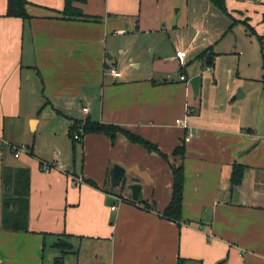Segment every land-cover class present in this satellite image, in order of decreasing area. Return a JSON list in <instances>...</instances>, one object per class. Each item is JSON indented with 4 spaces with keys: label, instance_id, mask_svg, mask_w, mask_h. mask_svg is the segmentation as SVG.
I'll return each instance as SVG.
<instances>
[{
    "label": "crops",
    "instance_id": "obj_1",
    "mask_svg": "<svg viewBox=\"0 0 264 264\" xmlns=\"http://www.w3.org/2000/svg\"><path fill=\"white\" fill-rule=\"evenodd\" d=\"M225 2L229 15L209 0H75L71 8L83 16L61 18L64 0H27L31 18L22 20L4 16L0 0V264H47L54 234L70 235L76 251L64 264H264V107L257 111L264 84L251 103L240 66V21L264 35V0ZM178 49L186 51L182 62ZM205 50L212 66L198 57ZM198 74L194 95L189 79ZM86 116L141 135L168 159L121 134L111 141L88 133L77 167L68 129ZM176 119L194 135L185 139ZM182 144L183 158L172 155ZM10 145L25 149L15 157ZM57 162L62 169H42ZM234 163L246 170L231 187ZM179 164L176 222L161 212L171 198V165ZM114 165L125 171L115 192ZM22 166L30 172L28 231L1 222L2 169ZM133 183L150 208L123 201L111 210L107 198L119 191L132 199Z\"/></svg>",
    "mask_w": 264,
    "mask_h": 264
},
{
    "label": "trees",
    "instance_id": "obj_2",
    "mask_svg": "<svg viewBox=\"0 0 264 264\" xmlns=\"http://www.w3.org/2000/svg\"><path fill=\"white\" fill-rule=\"evenodd\" d=\"M65 5L62 11H57L61 13L62 17H82L83 14L80 11L73 10L71 8V4L75 0H64ZM213 6L219 9L224 14L229 15L226 7V0H209ZM26 4L27 0H7L6 10L4 16L6 17H15L21 18L22 20H27L31 18V16L26 11ZM237 20L232 18V24L229 28ZM249 34L254 35L259 44H260V53H261V60H262V69L264 71V35L258 34L254 28L248 23V18H244L240 21ZM207 50L202 51L198 57H201L205 60ZM207 66H212L213 61L212 59L205 60ZM264 84V77L262 79ZM78 130H81L82 133H79ZM79 133L84 136L88 133H102L109 137L111 141H114V138L117 134L123 135L129 141L139 144L143 146L149 152H155L164 159H168L167 154L161 152L158 146L149 141L148 139L142 137L141 135L132 132L128 129H125L119 125L111 124V123H102L99 121L92 120L87 116L82 119H74L72 124L68 129V135L72 142V157L73 161L75 159V146L76 142H80L74 139V134ZM82 141V140H81ZM172 155H180L183 158L184 155V145L176 146L173 151ZM44 163H41V166ZM43 168V167H42ZM246 170L245 165H241L238 163H234L232 165L231 175H230V184L231 187H234L241 183L244 172ZM171 172H172V191H171V198L166 207L161 212V215L169 220H173L176 222H180L182 220V198H183V180H184V171L183 165L179 164L177 166L171 165ZM2 199H1V208H2V215H1V222L2 227L11 230H22L28 231V206H29V189H30V172L29 168L27 167H16V168H6L3 167L2 174ZM91 184L94 182L87 180ZM119 187V185H118ZM117 188V187H116ZM115 187L110 188L111 191H116ZM121 190V189H120ZM116 198L114 202H126L129 201L131 203H139L142 204L145 208H150L148 204L140 199L132 200L129 197H125L121 192H116L114 194ZM57 238L56 241L53 243V246L59 248V254L54 257L52 264H64V257L68 253H76L73 251V245L69 241L70 235L68 234H54ZM64 235V236H63ZM63 236V237H62ZM66 237V238H64ZM223 261H220L218 264H221ZM183 259H178L177 264H182Z\"/></svg>",
    "mask_w": 264,
    "mask_h": 264
},
{
    "label": "rangeland",
    "instance_id": "obj_3",
    "mask_svg": "<svg viewBox=\"0 0 264 264\" xmlns=\"http://www.w3.org/2000/svg\"><path fill=\"white\" fill-rule=\"evenodd\" d=\"M242 27V26H239ZM239 34L238 26L237 28H234L233 32L228 34V37H231L232 35ZM259 47V48H258ZM259 51V52H258ZM191 64V63H190ZM189 64V65H190ZM188 65V66H189ZM198 65V61L192 60V66H187V72L188 74H192L193 67ZM240 66L243 67V87L244 84L249 85L253 89V99L251 103H254L257 98V91H258V85H263V75L264 71L262 69V60L260 55V44L255 36H248L247 31L245 30V27L243 26V59H241ZM206 80L210 81V78L212 76H206ZM262 80V81H261ZM261 86L259 87V90H261ZM263 95H264V90ZM264 107V98L262 96V102L259 103V106L257 107V111H260V108L263 109ZM33 132L27 133L26 136L32 137ZM28 142V141H26ZM30 142V141H29ZM28 142V143H29ZM79 142H76L77 147V153H76V166L78 167L79 164ZM117 190H120V186L117 188ZM124 195V194H123ZM53 236H49L46 242V249H45V262L47 264H52V261L55 256L59 254V248L51 246L52 242H54Z\"/></svg>",
    "mask_w": 264,
    "mask_h": 264
},
{
    "label": "built area",
    "instance_id": "obj_4",
    "mask_svg": "<svg viewBox=\"0 0 264 264\" xmlns=\"http://www.w3.org/2000/svg\"><path fill=\"white\" fill-rule=\"evenodd\" d=\"M175 57L181 59V62H182L184 60V58L186 57V51H184L183 49L176 50ZM109 73L113 77H116V78L121 77V72L115 68H112V67L109 68ZM179 78H180V80H187L185 75H182V74L179 76ZM82 111L84 113H86V112H88V108L82 107ZM176 123H179L185 129V139H189L190 137H192L194 135L191 128L188 127V125L184 121H181L180 119H176ZM78 131H79V133H82L81 130H78ZM79 133H75L73 136L74 139L77 141H81L83 138L82 134H79ZM24 149H25L24 146H17V145H10L9 146V150L14 154L15 157L18 156L20 151H22V150L24 151ZM52 168L62 169V164L60 162L52 163V164H44L42 169L44 171H50ZM74 179H75L74 177H71L72 181ZM114 199H118V198L114 197ZM116 205H117V202L115 203L113 200V203L110 205V209L115 210Z\"/></svg>",
    "mask_w": 264,
    "mask_h": 264
},
{
    "label": "water",
    "instance_id": "obj_5",
    "mask_svg": "<svg viewBox=\"0 0 264 264\" xmlns=\"http://www.w3.org/2000/svg\"><path fill=\"white\" fill-rule=\"evenodd\" d=\"M209 56L207 57V59L209 60ZM200 81H201V76L198 75H194L189 79V83L191 85L192 91L194 93V95H197L199 87H200ZM124 169L119 166V165H114L112 168V175H111V185L112 187H117L119 184V181L121 180V178L124 175ZM129 189L131 191V196L132 199H137L139 192H140V184L138 183H133L130 184ZM107 203L108 204H112L113 203V199L111 197L107 198Z\"/></svg>",
    "mask_w": 264,
    "mask_h": 264
}]
</instances>
